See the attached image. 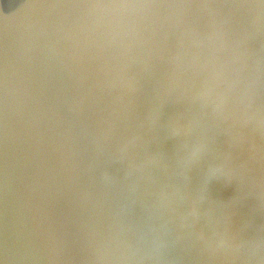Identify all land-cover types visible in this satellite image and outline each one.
I'll return each mask as SVG.
<instances>
[{"label":"clouds","instance_id":"1","mask_svg":"<svg viewBox=\"0 0 264 264\" xmlns=\"http://www.w3.org/2000/svg\"><path fill=\"white\" fill-rule=\"evenodd\" d=\"M32 8L0 43L4 186L7 193L19 182L50 264H145L167 246L155 225L149 246L123 224L73 229L24 182L10 144L35 139L36 121L49 111L44 81L54 58L74 83L87 141L85 154L71 132L60 134L62 189L86 191L102 160L127 158L147 181L159 219L171 220L176 242L199 264H264V0H72ZM61 33L78 46L60 48L52 38ZM145 75L153 92L142 112ZM166 103L177 111L158 131ZM162 132L180 141L175 153L150 147ZM197 162L206 167L194 183ZM221 177L239 179L244 197L254 199L248 216L238 201L212 198L209 181ZM39 250L28 242L27 253Z\"/></svg>","mask_w":264,"mask_h":264},{"label":"water","instance_id":"2","mask_svg":"<svg viewBox=\"0 0 264 264\" xmlns=\"http://www.w3.org/2000/svg\"><path fill=\"white\" fill-rule=\"evenodd\" d=\"M72 2V0H0V43L5 29H15L28 20L32 6L38 3ZM60 48L72 49L78 46L75 38L61 33L52 38ZM259 44V42H257ZM2 74V65H0ZM141 111L149 106L153 80L151 75L143 78ZM44 102L49 111L41 115L35 124V139L10 144V158L18 161L26 184H31L37 199L53 210L54 219L73 229H95L107 231L113 225L123 224L133 236H142V242H152L150 226L160 227L167 246L161 258L145 261V264H199L193 254L185 253L175 240V228L168 220L165 224L153 207L147 181L137 179L129 167L127 158L109 155L100 164V174H95L87 190L68 192L61 188L60 156L58 146L61 133L71 132L86 154L87 141L80 134L81 117L75 111L77 95L74 83L57 59L51 62V74L44 81ZM177 108L172 103L160 107L158 131L161 124L173 118ZM195 141L196 136H193ZM180 141L170 132H162L150 146L167 154L175 153ZM138 152L137 156H141ZM206 162H197L192 169L194 183H198ZM5 145L3 120L0 115V264H50L39 245L36 226L18 181H11L6 193L5 186ZM109 186L101 194V189ZM210 194L217 202L238 201L241 216L252 211L254 199L244 197L239 179L213 178L208 185ZM259 218V217H258ZM202 226L207 224L202 220ZM40 248L35 254L26 252L28 242Z\"/></svg>","mask_w":264,"mask_h":264}]
</instances>
